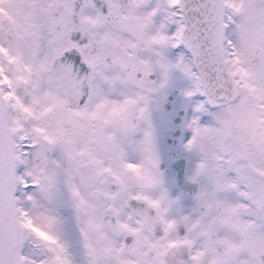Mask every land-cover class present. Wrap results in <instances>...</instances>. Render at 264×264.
<instances>
[{
	"label": "snow or ice",
	"instance_id": "obj_1",
	"mask_svg": "<svg viewBox=\"0 0 264 264\" xmlns=\"http://www.w3.org/2000/svg\"><path fill=\"white\" fill-rule=\"evenodd\" d=\"M0 264H264V0H0Z\"/></svg>",
	"mask_w": 264,
	"mask_h": 264
},
{
	"label": "flooded vegetation",
	"instance_id": "obj_2",
	"mask_svg": "<svg viewBox=\"0 0 264 264\" xmlns=\"http://www.w3.org/2000/svg\"><path fill=\"white\" fill-rule=\"evenodd\" d=\"M169 100V103L165 105V107L170 110L171 109V105H172V101L174 100V97L173 96H169L168 98Z\"/></svg>",
	"mask_w": 264,
	"mask_h": 264
}]
</instances>
